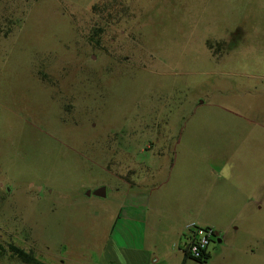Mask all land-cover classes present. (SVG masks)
Masks as SVG:
<instances>
[{"label": "rangeland", "instance_id": "obj_1", "mask_svg": "<svg viewBox=\"0 0 264 264\" xmlns=\"http://www.w3.org/2000/svg\"><path fill=\"white\" fill-rule=\"evenodd\" d=\"M133 177L264 264V0H0V264H115Z\"/></svg>", "mask_w": 264, "mask_h": 264}, {"label": "crops", "instance_id": "obj_2", "mask_svg": "<svg viewBox=\"0 0 264 264\" xmlns=\"http://www.w3.org/2000/svg\"><path fill=\"white\" fill-rule=\"evenodd\" d=\"M134 178L130 189H122L111 226L115 264H178L180 259L184 261L186 255L182 246L186 226L192 222L211 226L213 224L199 217L185 218L181 215L182 218H179L176 212L164 207L160 195L137 188L139 183ZM216 231L217 237H220V233ZM246 255L247 257L235 253L215 254L208 249L207 260L214 257L226 261L228 257L232 261L225 264H234L244 263L249 257L254 261L253 252Z\"/></svg>", "mask_w": 264, "mask_h": 264}, {"label": "built area", "instance_id": "obj_3", "mask_svg": "<svg viewBox=\"0 0 264 264\" xmlns=\"http://www.w3.org/2000/svg\"><path fill=\"white\" fill-rule=\"evenodd\" d=\"M218 236L216 229L211 225L189 223L185 228V240L182 250L186 256L193 259H204L209 245Z\"/></svg>", "mask_w": 264, "mask_h": 264}, {"label": "trees", "instance_id": "obj_4", "mask_svg": "<svg viewBox=\"0 0 264 264\" xmlns=\"http://www.w3.org/2000/svg\"><path fill=\"white\" fill-rule=\"evenodd\" d=\"M98 5L93 6V10H96ZM10 252L12 256L16 257L18 260L25 264H43L38 259L34 257V255L31 252H27L23 250L22 248H19L17 246H14L12 244L9 245ZM6 251L5 248L0 244V255ZM208 258V253L205 254L204 259H195L200 264L204 263L205 260Z\"/></svg>", "mask_w": 264, "mask_h": 264}, {"label": "water", "instance_id": "obj_5", "mask_svg": "<svg viewBox=\"0 0 264 264\" xmlns=\"http://www.w3.org/2000/svg\"><path fill=\"white\" fill-rule=\"evenodd\" d=\"M87 194H90L89 191H87ZM93 194L97 195V196H105V187L102 186V187H98L96 188L94 191H93ZM219 241V239L217 240Z\"/></svg>", "mask_w": 264, "mask_h": 264}]
</instances>
